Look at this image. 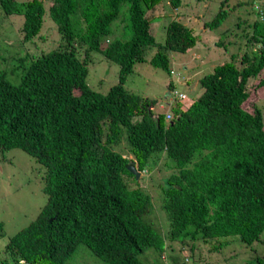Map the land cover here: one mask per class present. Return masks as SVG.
<instances>
[{
	"label": "trees",
	"instance_id": "trees-1",
	"mask_svg": "<svg viewBox=\"0 0 264 264\" xmlns=\"http://www.w3.org/2000/svg\"><path fill=\"white\" fill-rule=\"evenodd\" d=\"M161 1L0 0V59L9 66L0 69V153H25L46 194L36 217L9 237L5 264H63L80 244L104 264H143L137 256L150 249L148 264L164 239L219 248L235 241L222 238L250 245L264 231V107L243 106L246 84L264 72V0L247 3L242 20L227 19L236 9H223V0L203 24L220 29L233 20L231 31H220L239 39L238 47L227 54L223 42H210L225 61L199 79L202 91L185 109L179 100L168 106L170 124L164 103L124 87L135 63L169 76L168 52L199 47L178 18L155 43L147 14ZM181 2L168 0L176 17ZM13 24L10 46L3 37ZM48 24L56 47L26 50L37 38L44 42ZM148 46L158 48L150 57ZM93 53L119 66L105 93L85 81ZM128 166L145 174V185ZM162 212L168 224L160 235L151 226L159 232ZM249 264L264 261L255 256Z\"/></svg>",
	"mask_w": 264,
	"mask_h": 264
},
{
	"label": "rangeland",
	"instance_id": "rangeland-1",
	"mask_svg": "<svg viewBox=\"0 0 264 264\" xmlns=\"http://www.w3.org/2000/svg\"><path fill=\"white\" fill-rule=\"evenodd\" d=\"M222 1L223 0H182V4L185 6L182 9L179 18L184 22H189L192 18L197 17L191 21L190 25L196 29V33H194L198 40L196 44H199L200 48L195 45L194 48L189 49L191 51L185 53L173 51L168 52L169 69L172 72L169 76H167L159 68L151 67L147 61L135 63L132 67V72L126 77L124 84L125 89L128 92L139 96L156 100L160 106L164 103V105L167 106L163 107L165 108V113H169L168 106L175 103L172 92L171 95L166 93V87H168V84H170L175 93H181L184 95V99L181 100V104L183 106H187L190 101L194 100L202 90L198 83L199 79L203 75L211 72L215 65L225 61L221 60L217 46L209 47L210 42H223L225 44L224 46H226L227 54L234 52L238 47L237 45L239 39L235 40L236 38L232 34H216L217 28L212 31H202V23L212 19L214 14L218 11L219 3ZM239 1L242 5L237 0L224 1L225 3H223V9L226 10L227 8L233 7L236 9L233 13L229 14L227 19L239 17L242 20V16L244 15L243 10L246 9L247 3L251 0ZM255 3H257V1ZM238 4L240 5L237 6ZM175 12L176 10L170 7V5L166 2L158 6L154 11L150 12V15L148 16L149 20L152 21L155 19V21L153 20V22L149 25V32L153 36L155 43H163L164 30L166 26L165 23L170 18L177 16V13L175 14ZM161 15H165V19ZM13 19H16V17H13ZM232 24L233 20L227 22L225 19L220 26L223 28L230 25L227 28L231 31V29H233ZM51 25H46L45 30L41 31L40 36L44 38V42L41 43L39 38H37L33 40V43L29 42L25 44L26 50H34L33 53H40L41 51L56 47L57 39L55 36V29L53 27L54 25ZM162 25L164 26L162 27ZM12 27L14 31H12L10 35L3 37L10 46L17 39L15 32L16 25L13 24ZM221 28L218 30L220 31ZM198 30H200V32L197 34ZM115 34L118 35L119 33L115 30L112 35ZM228 41L230 44H228ZM104 45L105 42H102L101 47ZM157 49L158 48L156 47L148 46L145 48V53L150 57V55ZM145 53L144 57L147 59ZM194 53L197 55V58L193 56ZM79 57H83L82 49L79 50ZM7 65V63H2L0 59L1 70H9V66ZM86 68L87 75L85 77V81L87 85L96 92L105 93L111 85L117 82L118 65L103 58L102 55L98 53H93L88 57L86 61ZM262 70H264V68ZM263 77L264 72H261L258 77H254V79L246 84L248 98L243 106L247 110H249L251 106H255V104H258L259 107H264V87L257 84L258 80ZM261 115L264 121V108L261 110ZM34 166L35 163L19 149H11L4 151L2 154L0 153V222L2 224L3 233L0 237V258L5 256L4 246L8 238L31 222L46 202V194L42 192L39 174L33 168ZM140 178L141 184L145 185V174L141 172L138 176V180ZM157 180H161V173H159L158 176H155L154 182L157 183ZM148 187H150L149 184ZM162 216L163 223L157 226L159 228V232L151 226V228L160 235H163L168 224L164 212H162ZM160 219H162L161 216ZM160 219L154 223H159V221H161ZM228 239H234L236 243L228 245L223 242L218 250L211 252H208V247H201L198 244L200 254H204L201 258L202 260H206L207 263H202V260H197L200 256L199 253H196L193 256L190 251L185 249L177 251L175 254L181 259L186 258V262L184 264H211V262H213L217 257L224 258L228 255L231 256L227 264H247L255 256H259L264 259V231L259 235L260 241L253 242L250 245H245L234 237L222 238L220 240L225 241ZM174 244L175 243H168L165 240V246L161 256H173V253L169 252L168 254V249ZM176 246L186 248L188 243L184 241L182 244L176 243ZM253 250L255 252H253ZM234 253L236 254L235 256H233ZM150 254H153V250L149 249L137 257L139 261L146 264L145 257L150 256ZM167 261L168 262L166 264H171L169 259H167ZM151 262L152 264H162V261L157 257H151ZM63 264L104 263H102L97 257H94L84 245L80 244L78 249Z\"/></svg>",
	"mask_w": 264,
	"mask_h": 264
},
{
	"label": "clouds",
	"instance_id": "clouds-1",
	"mask_svg": "<svg viewBox=\"0 0 264 264\" xmlns=\"http://www.w3.org/2000/svg\"><path fill=\"white\" fill-rule=\"evenodd\" d=\"M40 1H44V0H40ZM164 2H166V3H168V0H163V1H161L158 5H156L155 7H154V9L152 10V11H154L158 6H160V5H162ZM182 3V2H181ZM258 3V2H257ZM169 4V3H168ZM220 4H221V2L219 3V6H220ZM170 5V4H169ZM183 8H184V4H183ZM151 11V12H152ZM216 14V13H215ZM150 15V12L147 14V16H149ZM162 17H164V19H165V15H161ZM183 17H185V16H183ZM200 17V16H199ZM173 18H178V19H180L179 17H172V18H170L165 24L167 25V23L171 20V19H173ZM195 18H197V17H195ZM195 18H192V20H194ZM262 17H259V19H261ZM199 19V18H198ZM154 21H155V19H153ZM153 20L151 21V23L153 22ZM191 20V21H192ZM191 21H189V22H184V21H182L181 22V24L183 25V26H185V27H188V28H192V33H193V35H195L194 33H196V29H194L190 24H191ZM199 22V21H198ZM205 22H208V21H205ZM205 22H203L202 23V25H201V27L203 28V24L205 23ZM150 23V24H151ZM164 24V25H165ZM164 25H162V27L164 26ZM166 27V26H165ZM215 29V28H214ZM203 30H208V29H206V28H203L202 29V31ZM213 29H209V31H212ZM217 31H216V34H220V35H222V32L221 31H219L218 30V27H217V29H216ZM200 32V30H198L197 31V34ZM151 34V33H150ZM196 36V35H195ZM197 37V36H196ZM103 42V41H102ZM101 42V43H102ZM105 42V41H104ZM105 44H106V42H105ZM191 48H194V46L193 47H191ZM255 50V49H254ZM188 51H191V50H187V51H185V52H188ZM194 51V50H193ZM184 52V53H185ZM196 52H198V51H196ZM193 56L195 57V58H197V55L194 53L193 54ZM222 60V59H221ZM137 63H141V62H137ZM118 69H119V66H118ZM170 73H172L171 72V70H170ZM169 73V74H170ZM174 73V72H173ZM117 74H118V72H117ZM259 74V73H258ZM257 74V75H258ZM264 87V86H263ZM202 91V90H201ZM172 92V96L174 97V99H175V101H177V100H179V101H181V100H183L184 99V95L183 94H181V93H175L173 90L171 91ZM171 92H168L167 90H166V93L167 94H169V95H171ZM201 93V92H200ZM200 95V94H199ZM198 95V96H199ZM197 96V97H198ZM192 101H190L189 102V104L191 103ZM188 104V105H189ZM163 105V104H162ZM187 105V106H188ZM187 106H183L182 105V107L181 108H183V109H185ZM172 114L169 112V113H165L164 114V122L166 123V124H170L171 122H172ZM129 167L130 166H128L127 167V169L129 170ZM130 168H132L135 172H137V177H135V175H134V177L136 178V179H138V176H139V174H140V172L139 171H137L134 167H130ZM39 180H40V178H39ZM40 182H41V186H43L42 185V181L40 180ZM42 189V188H41ZM44 206V205H43ZM42 206V207H43ZM41 207V208H42ZM40 208V209H41ZM22 229V228H21ZM19 231V230H18ZM16 233V232H15ZM14 233V234H15ZM2 235H3V233H2ZM1 235V236H2ZM0 236V237H1ZM11 237V236H10ZM164 237V236H163ZM9 239V238H8ZM165 240L166 239H164V245H163V248H164V246H165ZM188 240V241H187ZM187 240H185L187 243H188V246L186 247V248H181V247H177L176 246V243H178V244H180L179 242H168L167 240V242L168 243H175L174 245H171V247H169V249H168V254H169V252L170 253H173V256H168L167 255V257H163V256H161V253L163 252H161L160 253V255H158V259H160L161 261H162V264H166L168 261H167V259H169V262L171 263V264H184L185 262H186V258H179L175 253L177 252V251H182L183 249H185V250H188V251H190L191 252V254H193V256H194V254H196V253H199L200 254V251H199V247H198V243L196 242V241H192V240H189V239H187ZM8 241V240H7ZM228 241V240H227ZM258 241H260L259 239L258 240H256V241H254V242H258ZM262 242V241H261ZM7 243V242H6ZM236 242L235 241H231V243L230 244H228V245H233V244H235ZM201 246V245H200ZM5 247V246H4ZM201 247H208L209 248V250H208V252H211V251H214V250H218L219 248L217 247H215V246H211V245H203V246H201ZM207 252V253H208ZM253 252H255L254 250H253ZM5 254V253H4ZM202 255H204V254H200V256H199V258L197 259V260H202V258H201V256ZM236 254L234 253L233 254V256H235ZM230 256L231 255H228L227 257H217L213 262H211V264H227V262H228V260L230 259ZM263 259V258H262ZM21 260H19V262H20ZM263 261H264V259H263ZM202 263H207V261L206 260H202L201 261ZM250 262V261H249ZM249 262L247 263V264H249ZM0 264H5V256L3 257V258H0ZM7 264V263H6ZM148 264H152V262H149Z\"/></svg>",
	"mask_w": 264,
	"mask_h": 264
},
{
	"label": "water",
	"instance_id": "water-1",
	"mask_svg": "<svg viewBox=\"0 0 264 264\" xmlns=\"http://www.w3.org/2000/svg\"><path fill=\"white\" fill-rule=\"evenodd\" d=\"M129 170L135 175V177H137V172H135L132 168L129 167Z\"/></svg>",
	"mask_w": 264,
	"mask_h": 264
}]
</instances>
